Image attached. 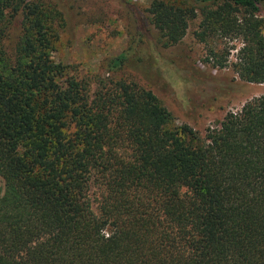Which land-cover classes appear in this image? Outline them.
Listing matches in <instances>:
<instances>
[{"label":"trees","instance_id":"1","mask_svg":"<svg viewBox=\"0 0 264 264\" xmlns=\"http://www.w3.org/2000/svg\"><path fill=\"white\" fill-rule=\"evenodd\" d=\"M182 4L146 11L165 47L199 11L198 35L239 37L234 73L264 85V0ZM43 6L0 0V264H264V94L204 136L133 81L89 97L51 58L61 14Z\"/></svg>","mask_w":264,"mask_h":264},{"label":"rangeland","instance_id":"2","mask_svg":"<svg viewBox=\"0 0 264 264\" xmlns=\"http://www.w3.org/2000/svg\"><path fill=\"white\" fill-rule=\"evenodd\" d=\"M34 1L61 14V20L54 23L57 37L51 58L85 84L89 97L94 95L99 79L105 84L133 81L159 98L176 126L188 125L204 136L228 112H236L264 94V85L242 82L233 71L232 63L243 41L220 32H206L201 38L199 11L178 44L163 45L146 11L161 1L186 6L185 0ZM3 28L11 48H7L8 55L12 57L19 30L13 22ZM122 53L126 62L119 70H110L109 62ZM213 54L224 57V67L215 66ZM16 150L21 148L17 146ZM90 194L93 199L98 195L95 185H91Z\"/></svg>","mask_w":264,"mask_h":264}]
</instances>
